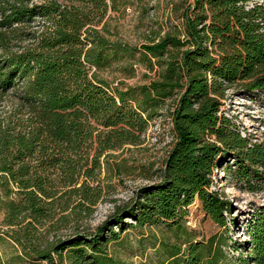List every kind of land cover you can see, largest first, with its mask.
<instances>
[{"label":"trees","instance_id":"trees-1","mask_svg":"<svg viewBox=\"0 0 264 264\" xmlns=\"http://www.w3.org/2000/svg\"><path fill=\"white\" fill-rule=\"evenodd\" d=\"M129 2L0 5V26L33 17L48 23L35 47L0 60V94L12 91L17 103L0 118V225L18 248L7 262L0 254V264H124L111 244L129 227L159 223L173 232V240L161 241V264H220L221 245L196 241L184 225L188 207L198 201L215 224L226 226L232 203L210 187L229 161L235 167L224 171L234 185L264 189V139L254 140L221 109L233 85L250 100L264 97V0H193L181 12L178 34L167 32L140 50L104 33L110 35L108 11ZM134 49L150 70L160 68L155 79L123 88L97 75ZM172 98L175 139L159 181L139 187L94 230L47 241L45 230L65 226L70 216L77 221L82 210L89 214L101 197L99 184H91L100 157L108 152L109 165V151L139 144L147 123ZM247 223L238 264H264V204L250 211Z\"/></svg>","mask_w":264,"mask_h":264},{"label":"rangeland","instance_id":"rangeland-1","mask_svg":"<svg viewBox=\"0 0 264 264\" xmlns=\"http://www.w3.org/2000/svg\"><path fill=\"white\" fill-rule=\"evenodd\" d=\"M6 1L10 3L15 0H4ZM192 1L143 0L139 3L130 0L118 10L108 11L105 28L110 35L104 33L111 40H119L138 50L141 44L150 40L156 42L167 32L178 34L182 30L181 12ZM41 2L43 0H24L28 6ZM1 4H4L3 0H0ZM2 18L0 14V20ZM44 21L40 17H33L22 23H14L10 27L0 26V60L12 53L35 47L40 34L48 26ZM100 26L102 24L98 27ZM159 70L156 65L150 70L140 51L134 49L131 54L113 61L111 66L98 70L97 75L108 81L111 86L125 88L148 83L157 77ZM11 92L0 94V118L15 110L17 103ZM174 103L175 98L167 100L158 114L147 123L139 144H126L122 148L109 151L112 154L108 156L109 165L104 162L105 154L108 152L100 157L101 165L99 169H95L92 178L94 182L91 184H99L101 197L92 206L89 214L82 210L77 221L70 216L65 226L56 230H45L44 236L47 241H54L75 231L94 230L107 215L113 213L116 205H123L133 198L139 187L159 181L165 157L175 139L170 118ZM221 109L222 114L232 118L237 125H243L246 133L254 136V140L264 139V97L250 100L238 91L237 85H233L225 91ZM94 153L95 150L92 149L90 158ZM228 165L231 168L235 167L229 161L222 170L217 169L214 172V183L210 187L222 191L232 203L231 213H226V226L220 227L215 224L203 212L198 201L188 207L189 213L184 219V225L192 232L196 241L206 242L213 238L214 242L221 245L224 259L220 264H238L241 246L237 244L247 238L245 232L250 211L264 204V189L248 190L234 185V180L224 171ZM2 217L0 211V222ZM128 222L134 225L133 221ZM4 229L6 227L0 225V254L7 262L6 260H10L18 252V248L2 232ZM121 236L122 240L112 243L110 250L124 264H161L164 259L161 241L169 238L173 240V232L162 223L129 227ZM234 246H238V249H234ZM17 263L47 264L45 261L32 262L25 259Z\"/></svg>","mask_w":264,"mask_h":264},{"label":"built area","instance_id":"built-area-1","mask_svg":"<svg viewBox=\"0 0 264 264\" xmlns=\"http://www.w3.org/2000/svg\"><path fill=\"white\" fill-rule=\"evenodd\" d=\"M243 133V132H242ZM243 135H244V133H243Z\"/></svg>","mask_w":264,"mask_h":264}]
</instances>
